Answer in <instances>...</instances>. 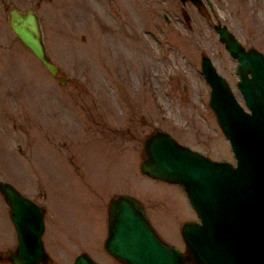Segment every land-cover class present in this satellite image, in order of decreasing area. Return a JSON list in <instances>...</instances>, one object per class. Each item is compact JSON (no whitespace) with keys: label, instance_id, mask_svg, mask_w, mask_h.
<instances>
[{"label":"rangeland","instance_id":"374dc122","mask_svg":"<svg viewBox=\"0 0 264 264\" xmlns=\"http://www.w3.org/2000/svg\"><path fill=\"white\" fill-rule=\"evenodd\" d=\"M210 2L203 15L177 0H0V180L44 208L48 264H72L80 253L114 264L103 243L108 203L120 194L141 203L162 241L183 249L179 228L197 218L175 184L138 172L143 140L161 130L233 164L207 104L200 56L233 84L217 21L264 54V0ZM10 6L38 14L54 77L12 34ZM14 243L0 195V254Z\"/></svg>","mask_w":264,"mask_h":264},{"label":"water","instance_id":"95a60500","mask_svg":"<svg viewBox=\"0 0 264 264\" xmlns=\"http://www.w3.org/2000/svg\"><path fill=\"white\" fill-rule=\"evenodd\" d=\"M188 1L195 6L201 2ZM205 1L212 10L210 1ZM7 23L18 42L54 77L58 68L46 55L32 9L21 13L10 8ZM212 29L236 61V89L243 105L205 55L200 56L199 71L209 87L208 107L234 163L211 160L167 132L148 134L142 143L138 172L175 184L184 192L197 220L180 226V250L157 236L136 198L115 196L106 209L103 247L119 264H264V54L244 49L218 21ZM58 82L62 84L64 78L59 77ZM0 195L17 239L16 248L4 252V257L10 264H48L41 240L43 209L1 180ZM72 264L97 263L80 253Z\"/></svg>","mask_w":264,"mask_h":264},{"label":"flooded vegetation","instance_id":"af4514ba","mask_svg":"<svg viewBox=\"0 0 264 264\" xmlns=\"http://www.w3.org/2000/svg\"><path fill=\"white\" fill-rule=\"evenodd\" d=\"M180 4H189V5H191L193 8H195V10L197 11V12H199V13H203V15L204 14H206V7L208 8V10L211 12V10H210V7L208 6V4L206 3V1L205 0H201V2L198 4V6H195V5H193L190 1H188V0H185L184 2H180L179 0H177ZM210 1V0H209ZM211 3V2H210ZM8 6H9V4H7ZM10 8H14V9H16L18 12H24L25 10H27V9H32V11L35 13V15H36V17H37V21H38V24H39V27H40V32H41V25H40V18H39V16H38V14L35 12V10L33 9V8H27V9H25L24 11H20V10H18L17 8H15V7H12V6H10L9 7V9ZM8 9V10H9ZM8 10H7V20H8ZM207 15V14H206ZM182 17H183V19L185 20V21H188V19H189V16H188V14L184 11V10H182ZM163 19L165 20V21H167V18H166V16H164L163 17ZM41 37H42V32H41ZM237 38V37H236ZM238 39V38H237ZM42 41H43V37H42ZM238 41H239V43L242 45V47L244 48V49H250V48H253V47H250V46H244L242 43H241V41L238 39ZM221 44V43H220ZM222 45V44H221ZM223 47V46H222ZM45 48V47H44ZM224 49V48H223ZM255 49V48H254ZM257 50V49H256ZM259 51V50H258ZM227 53V52H226ZM202 56V55H201ZM230 57V56H229ZM231 59V58H230ZM232 61H234V77H235V80H234V82H233V84H229V81H227L223 76V78L226 80V82H227V84H228V86H229V88H237L236 87V83H237V80H238V77H237V75L235 74V65H236V61L235 60H233V59H231ZM199 62H200V60H199ZM233 93V92H232ZM234 95V94H233ZM235 96V95H234ZM242 99V98H241ZM237 100V99H236ZM242 103H243V101H242ZM23 196V195H22ZM24 197H26V196H24ZM28 198V197H27ZM29 200H31L32 202H34L35 204H37L34 200H32V199H30V198H28ZM39 207H41L42 209H43V218H44V212H45V210H44V208L41 206V205H39V204H37ZM13 228V227H12ZM44 231V230H43ZM13 232H14V229H13ZM14 247L12 248V250H14L15 248H16V246H17V239H16V234H15V232H14ZM11 250V251H12ZM7 251H9V250H7ZM6 252V251H5ZM1 255V260L4 258V259H6L2 254H0ZM111 258V257H110ZM7 260V259H6ZM113 261H114V264H119L118 262H116L114 259H112ZM1 262V261H0ZM48 263H49V260H48Z\"/></svg>","mask_w":264,"mask_h":264}]
</instances>
